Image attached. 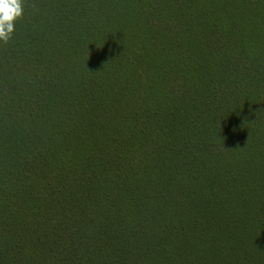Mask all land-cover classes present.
Instances as JSON below:
<instances>
[{"label": "trees", "instance_id": "obj_1", "mask_svg": "<svg viewBox=\"0 0 264 264\" xmlns=\"http://www.w3.org/2000/svg\"><path fill=\"white\" fill-rule=\"evenodd\" d=\"M0 264H264V0H24Z\"/></svg>", "mask_w": 264, "mask_h": 264}, {"label": "clouds", "instance_id": "obj_2", "mask_svg": "<svg viewBox=\"0 0 264 264\" xmlns=\"http://www.w3.org/2000/svg\"><path fill=\"white\" fill-rule=\"evenodd\" d=\"M24 0H0V43H7L14 32V22L23 14Z\"/></svg>", "mask_w": 264, "mask_h": 264}]
</instances>
